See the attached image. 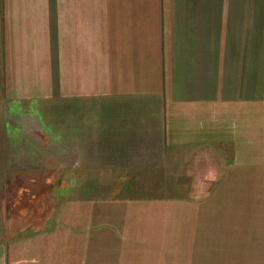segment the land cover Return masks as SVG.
Instances as JSON below:
<instances>
[{
  "label": "crops",
  "instance_id": "0c3cea01",
  "mask_svg": "<svg viewBox=\"0 0 264 264\" xmlns=\"http://www.w3.org/2000/svg\"><path fill=\"white\" fill-rule=\"evenodd\" d=\"M0 264H264V0H0Z\"/></svg>",
  "mask_w": 264,
  "mask_h": 264
},
{
  "label": "rangeland",
  "instance_id": "374dc122",
  "mask_svg": "<svg viewBox=\"0 0 264 264\" xmlns=\"http://www.w3.org/2000/svg\"><path fill=\"white\" fill-rule=\"evenodd\" d=\"M51 158H52V157H51ZM55 158H57V157H55ZM55 162H56V159H52V160H51V165H52L53 163H55ZM44 166H45V165H44ZM53 166H54V165H53ZM53 166L51 167V172H49V174H50L51 177H52V176H53V177H54V176L56 177V166H54V167H53ZM53 170H54V171H53ZM47 173H48V172H44V175H46ZM71 175H72V173H71ZM56 189H57V188H55V187H54V189H53V187L50 188V198L53 197V196L56 194ZM45 190H46V188L44 189V191H45ZM39 195H40V194H39Z\"/></svg>",
  "mask_w": 264,
  "mask_h": 264
}]
</instances>
